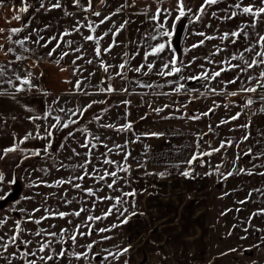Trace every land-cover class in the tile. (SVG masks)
<instances>
[{
	"label": "rangeland",
	"instance_id": "rangeland-1",
	"mask_svg": "<svg viewBox=\"0 0 264 264\" xmlns=\"http://www.w3.org/2000/svg\"><path fill=\"white\" fill-rule=\"evenodd\" d=\"M150 1L152 3V0ZM222 1L224 2V0ZM156 6L147 5L146 8H155ZM129 9L130 7L126 6L119 11H97L101 13L99 17L94 15L95 11L87 14H73L70 20L65 16L44 14L43 20L49 24H54L55 33L57 32L58 35L59 32L61 34L65 31L70 32L71 34L65 36L64 40L70 38L73 43L71 46L67 45L61 49L64 52L67 51L69 55L63 59L59 58L57 60L59 64L56 61L63 70L55 72L57 78H54L53 81H51L52 77L47 78L51 83L48 88L54 91V93L48 94L49 112L51 113L49 115V130L52 131L53 136L50 140L47 139V144L51 142V148L47 153L44 152V149H41V155L39 156L32 155L31 153L34 151H15L9 152L6 156L0 158V173L4 175L3 182H0V196L9 193L7 199H0V236H3L4 242L7 243L9 237L14 235L17 221L21 222L20 227L22 229L16 244H9L7 251L0 247V264H27L28 260H36L37 264H128L129 261L131 264H180L179 254L176 252L177 248L174 247L176 241H170L169 237L162 234L163 230L168 232L170 228L177 231L181 230L182 235L192 237L198 234L200 229L201 233L204 232L205 234L206 232V235L210 236L209 250L212 248L211 252L205 254L206 264H264V226L260 224L264 213L253 216L257 221H247L244 226L245 229H241L244 214L253 215V213H259L261 209H264V203L261 199L253 204L248 199L247 203L228 206L227 203L224 205L221 202L219 203V200L212 196L207 200L200 197L211 194L212 191L219 193L214 189L210 191L202 188L200 191L196 187H187L177 190L173 188L171 190L164 189L165 192L158 191L155 183L152 182H155L154 179L137 178L140 177L139 174L145 176V173L130 168L132 163L129 159L137 160L141 157L136 149L141 148L144 153L146 148L144 141H148L146 138L149 137L146 134L154 129L153 123L155 121L167 119L168 122L175 120L177 123L182 124L188 118L190 119L191 110L196 108L191 104V100H195L196 103L198 101L196 94H199V92L190 95L183 94V92L191 90L189 89L190 86L186 89L187 86L184 84V80L197 69H200V66L198 64L187 66L184 64L180 58L182 47L185 50L188 42L194 43V40L199 39L198 21H202V19L212 23V26L200 29H203L202 32L207 33L204 36L211 35V37H214L212 44L222 43L224 41H221L223 28H219V25L215 26V23L221 21L223 24L225 12L221 11L215 16L206 12L199 20H196L197 10L191 9L192 11L187 16L181 18L176 23L174 35L171 37V44L172 48L175 49V54L180 59L177 67H181L182 71L175 76H160L157 73L161 70L162 63L172 57L170 50L160 54L159 58L149 57V62L155 60L156 66L147 75L144 74V72H147V68L140 73L134 71L143 62V54L146 51L145 45L159 42L150 41L148 38L149 34L156 31L157 22L150 19L154 11L148 9L145 13V7H139L132 11ZM177 14L176 11H173L172 18L168 19L167 28L169 30H171L173 18ZM109 16L111 17L109 20L100 24L101 20ZM50 18H53V20L51 21ZM163 19L164 17L161 16V22H163ZM66 20L70 23V30H62L63 23ZM125 21H128V23L115 37L117 46L109 52H104V49L112 43V33ZM89 23L99 25L94 33L96 36H102L104 32H109V29H111L109 35L100 40L101 55L99 57L95 55V42L84 39L85 36L93 34L87 27ZM76 27L79 28V31H73ZM185 28L187 33L184 38L187 39V42L185 41L184 44L182 35ZM51 29L46 30L47 36L52 35L48 34L53 31ZM164 39L168 38L165 37ZM63 44L65 43L63 42ZM78 47L80 51H74ZM103 52L110 59L111 67L108 68L107 73L101 66V61H104ZM137 52H139V55H135ZM124 53H128V56L125 57ZM134 55L135 58L133 59ZM78 56L82 59H77ZM125 59L128 60V64L123 69V75L117 76L116 72L120 71L117 66ZM74 60L75 64H73ZM89 60L92 63H88ZM49 63L53 64L55 60H51ZM51 72H53L52 69L47 70V73ZM109 77H112V79H109ZM180 77H183V79H180ZM78 80L81 82L79 90L75 87ZM210 82L211 79L206 80L205 83L196 82L192 85V88L194 90L204 89L210 91L212 89ZM179 84H184L185 88L179 92L174 91ZM109 85L115 88L116 91L111 93L100 91L101 88H107ZM147 85H151V87ZM123 89H127V91L125 92ZM202 95L203 93L200 96ZM207 96H209L206 98L207 101L211 102L219 97V95L216 97L213 93H209ZM230 97L229 101L238 102L240 100L238 95H230ZM252 99L256 100V98ZM93 101L98 103H92ZM124 101H128V103L125 104ZM90 103H92V107L81 116L77 109H83ZM157 108H161L163 111H154ZM60 109H65V111L61 112ZM104 109H107V111H104ZM68 110L76 112V115L72 116ZM204 110L206 108L202 109V111ZM56 116L61 117V125H58L56 129H52L50 126L56 123ZM97 116L100 117L99 120L95 119ZM69 117L77 120L78 123L70 125L69 128H63L62 124L67 122ZM257 118L259 121L264 122V113H260ZM193 121L196 120L190 119V123ZM128 122L132 123L131 130L124 132L118 130L121 125ZM254 122L250 127L254 134H258L259 132L255 128V124L258 126V121L254 120ZM108 124H113L116 127L107 128L102 126ZM214 125L213 122L211 126ZM194 127L197 128V125H194ZM85 128L87 133L83 131ZM70 131L73 133L71 136L68 135ZM89 133L92 137H99V140H86ZM137 136L139 139H137ZM86 142L90 143L89 148L80 146ZM91 143H95L96 147L91 148ZM117 145L120 147L117 148ZM259 145L262 144L259 143ZM73 149L80 155H74ZM108 149H112V151H108ZM89 152L91 155L86 157L85 154ZM2 155L3 152H0V156ZM132 156L134 157L132 158ZM106 157L116 161L121 167H129L127 173L118 171L119 179H117L113 188L107 187V184L112 183V177H107L104 181H97L92 176H87L82 181L74 180L73 183L81 184L80 189H76L69 184H56V181L77 177L83 171L80 168L73 171L71 168L61 167V163L64 165H78L88 158L91 160V164L87 166V171L92 173L95 170L96 176L102 175L105 170L109 172L117 170V164L102 163ZM13 180H15V183L10 184L9 182ZM139 180L144 183H140ZM136 182L137 185H135ZM159 184L162 185L164 182H159ZM88 187L95 190V196H91L83 190ZM133 190L136 193L135 197H125L124 202L116 205L112 209V214L104 218V214L115 204V199L109 200L103 199V197H122L123 193ZM232 191V188L226 190L228 197H230ZM156 192L162 195L155 196ZM243 193L245 194L246 191ZM170 200L174 202L172 206L168 204ZM205 200L206 202H210V200L213 202L206 206L199 204L201 201L205 202ZM233 200L234 198L231 201ZM66 201H71V203H66ZM81 207L85 211L79 217L74 215L65 218L49 216L48 219L42 220L40 224L34 222V220H38L52 211L71 213ZM204 207L208 208L205 213ZM224 207L226 208L224 209ZM35 209H39V211H34ZM125 209L127 211H124ZM223 209L224 213L222 212ZM16 211L19 215L15 214ZM234 212H236V217L235 221H232L235 215ZM132 213H135V215H132ZM89 215L102 218L88 221L87 216ZM203 216H206L205 219ZM125 220L127 222H124ZM204 224L207 226H204ZM77 225L81 226L79 232L88 233L91 231V235H79L76 231ZM113 225H116V227H113ZM256 226L261 228L256 230ZM102 228L109 230L100 232L99 229ZM41 229H44L46 233L56 232L57 235L54 237L44 233L39 236L34 235ZM62 229H67V231L61 233ZM229 233L232 235H229ZM74 234L77 237L75 242L69 239ZM155 234L158 235L154 236ZM105 237H110V239H105ZM161 239L165 241V244L158 247L155 242ZM173 239L176 240V238ZM21 240L32 241V243L21 244ZM45 242H50V248L41 253L38 249L40 244ZM129 243L131 245L128 246ZM251 243H256L258 247L253 248ZM89 244L93 246L91 251L88 252V257L86 259L83 257L77 258L75 254L88 251L87 245ZM125 248L128 251L119 255ZM25 249L30 253L35 252L36 255H29L25 259L23 257ZM173 249L175 250L173 251ZM61 250L65 252L63 257L58 255ZM109 252L114 255H108ZM48 255H52L53 259H39L41 256L47 257ZM130 256H132L131 260H129ZM105 257L107 258L105 259ZM191 264H198V262L192 261Z\"/></svg>",
	"mask_w": 264,
	"mask_h": 264
},
{
	"label": "crops",
	"instance_id": "crops-1",
	"mask_svg": "<svg viewBox=\"0 0 264 264\" xmlns=\"http://www.w3.org/2000/svg\"><path fill=\"white\" fill-rule=\"evenodd\" d=\"M57 2L60 3V8L51 7L52 4ZM237 3L241 4V8L245 4L247 6L249 4H254L255 7L261 6V0H224V2L219 0L217 4L205 7L204 15L206 12L211 13V15L213 13L218 14L221 11L225 12L223 24L221 21L215 23V26L219 25V28H223V33L239 31L241 28L244 31L239 38L230 36L228 40L223 41L222 39V43L216 42L214 44H212L213 39H207L211 35H198L199 39L197 41L194 40V43L188 42L185 50L182 47L180 58L184 64L186 66L195 64L200 66V69H197L191 76H200L204 72H207L211 76V73L220 71L221 68H228V64L224 63L225 61L243 66L242 61L231 59L233 56H238L241 52L244 53V58L249 61L260 59L254 53H249L245 49L256 45L254 51L261 50L258 40L259 36H264V14L254 17L250 14L242 13L241 9L234 7ZM25 4L28 5V11L21 13L19 9L24 7ZM185 4L186 10L187 8L197 10L203 4V0H185ZM91 5V8H88V0H80L79 5L74 0H3L2 4H0V28L5 30L3 33H0V45L4 46L3 52H0V66H3L5 69V75L0 76V152L19 144L24 135L29 132L33 134V137L23 144H19V148L23 149V151L19 149L17 151H36L44 149L47 145V139L36 138L37 134L43 136L49 131L50 104L48 94L54 93V91L48 88L51 83L47 78L52 77L51 81H53L54 78H57L55 72L62 70L56 61L59 60L61 53L64 52L61 49L65 48L67 44L61 42L60 48L52 56L47 55L55 47L57 41H53L47 47H42L41 45L45 44L48 38L52 36H56L57 40H59L61 32L57 35L54 24L51 22L49 24L43 20L45 13L50 14L49 16H65L70 20L73 14H87L92 11H119L123 10L126 6L130 7L129 10L131 11L139 7H145L146 9L147 5L175 9L177 7V0H165L163 5H158L156 0H152V3L150 0L148 2L147 0H103V3L101 0H91ZM157 6L148 9L155 11ZM233 11L237 12V15L226 18L230 17ZM16 15H19L21 19H13ZM50 20L52 21L53 18H50ZM211 24L205 19H202V21L199 20L198 33L207 35L206 32H202L203 29H200L206 26H212ZM15 27L22 28L23 30L13 35L10 29ZM50 28L53 31L48 34L52 35L47 36L46 30ZM63 29H71L69 21L66 20L63 23ZM186 33L185 28L182 35L184 44L187 40L184 38ZM213 34L215 35V33ZM9 35H12L11 41L8 40ZM39 36H43L45 39L37 44L35 41L39 39ZM25 37H30V39L26 40L23 47L13 43V41L24 39ZM201 40L204 41L203 44H200L196 48L192 47L193 44H199ZM64 41L71 40L70 38H66ZM10 46L15 51L8 53L7 49ZM217 49H220V51L217 52ZM17 56H21L22 59L17 60ZM51 60H55V63H49ZM51 69L53 72L47 73V70ZM262 70H264V65L248 69L245 73H241L239 69L235 68L222 71L219 77L210 82L212 89H215L216 93L204 89L194 90L192 88L193 86H190L189 89L191 90H187L183 94L190 95L199 92V94H196L198 100L196 103L195 100L192 101L190 99L191 104L194 105V108L196 107V110H191L190 117L200 115L201 118L192 119L196 120L192 123H190L191 118H188L182 124L177 123L175 120L168 122L167 119L155 121L153 123L154 129L150 133H160L161 135H149L146 138L148 141H144L146 147L144 153L141 148L136 149L137 153L141 154V157L137 158L138 161L129 159L132 163L130 168L134 169V171L139 170L141 171L140 173H145V176L139 174L140 177H137L139 175L135 173L137 174L135 177L140 179L143 177L145 179H154L155 182L151 181L155 183L157 189L171 190L173 188L177 190L187 187H196L200 191L202 188L205 190L209 189L210 191L214 189L219 193L212 191L211 194L200 197L206 200L210 196L215 197L223 205L227 203L228 206H237L247 203L248 199L252 201V204L258 202L260 199L264 203V122L259 121L257 118L260 113H264V111H261L264 108V101L260 99L261 96H264V89H258L255 93L241 91L242 87H253L258 82L264 83V80L259 77V73ZM28 71L33 74L34 87L31 89L25 87L24 91H16V88L20 85V81L15 78L16 74L23 77ZM237 75L240 78L236 80V83H227ZM250 76L253 79H249ZM9 80H12V83H9ZM188 80L190 79L187 78L184 80L185 85ZM57 82L59 83L60 81ZM199 82L205 83L206 79L202 78ZM186 89H188V86ZM231 92L238 93L240 97L238 102H234L233 100L229 101L231 99ZM202 93L203 95L200 96ZM209 93L215 94L216 97L219 95V97L214 102L207 101L206 98L209 97L207 96ZM249 98H256V100L252 99L253 103L248 105L247 100ZM204 108L209 113L207 116L201 115L207 112L206 110L202 111ZM209 109H214V111L209 112ZM237 113H240L239 118L232 120L231 117ZM254 120H257V124L260 126L258 127L255 124L256 130L259 132L258 134H254L250 127L251 124L255 123ZM221 121L228 122L222 124ZM213 122L215 125L211 126ZM194 125H197V128ZM244 125H247V127H244ZM221 142L230 143H227L221 149L222 151L212 152L211 155H202L205 152H211L212 149L219 147ZM259 143L262 145L260 146ZM193 155H197L198 158L189 165L187 161ZM186 171H190L191 175L184 176L183 173ZM229 172H232V175H228ZM159 173H164V175L161 176ZM139 182L144 183L141 180ZM159 182H164V184L161 185ZM135 185H137V182ZM231 188L233 191L230 197H228L226 190H230ZM244 191H246L245 194L243 193ZM157 195L162 194L157 193L155 196ZM232 198H234L233 201H231ZM206 200L205 202L201 201L199 204L206 206L210 202H213L212 200L206 202ZM168 204L172 206L174 204L173 200H170ZM224 209L222 211L223 213ZM203 210L205 213V210L208 211V208L204 207ZM234 214L232 221H235L236 212ZM253 216L249 215V213L242 216L241 224L243 227L241 229H245L244 226L247 221H257ZM203 217L205 219L206 216ZM263 219L264 215H262L261 226H264ZM204 226L207 225L204 224ZM204 226L203 229L205 230ZM260 228L258 226L255 227L256 230ZM169 230L168 232L163 230L162 234L163 236L169 237L170 241H176L174 247L177 248L176 252L179 254L180 264H191L192 261H197L198 264H206L205 254L212 250V248L209 250L210 236L206 235V232L205 234L204 232L201 233L200 229L198 234L192 237L182 235L179 229V231L171 228ZM157 235L155 234L154 236ZM229 235L232 234L229 233ZM173 238H176V240ZM178 238L180 239L178 240ZM130 243L128 246L131 245ZM155 243L158 247H161L165 244V241L161 239ZM251 245L253 248L257 246L256 243H251ZM131 259L132 256L129 257V260ZM128 264H131L130 261Z\"/></svg>",
	"mask_w": 264,
	"mask_h": 264
},
{
	"label": "snow or ice",
	"instance_id": "snow-or-ice-1",
	"mask_svg": "<svg viewBox=\"0 0 264 264\" xmlns=\"http://www.w3.org/2000/svg\"><path fill=\"white\" fill-rule=\"evenodd\" d=\"M2 2H3V0H0V4H2ZM74 2L77 5H79L80 0H74ZM101 2L103 3V0H101ZM156 2H157L158 5H163L165 3V0H156ZM218 2H219V0H203V4H201L199 6V8L197 9V14H195V19L199 20L201 18V16L205 12V7L206 6H211V5L217 4ZM41 6H43V5H41ZM91 6H92L91 5V0H88V8H91ZM51 7L60 8L61 5H60L59 2H57L55 4H52ZM234 7L237 8V9H241L242 13L250 14V15H252L254 17H258L261 14H264V0H261V6L260 7H255L254 4H249L248 6H244V7L241 8V4L240 3L235 4ZM147 10H148L147 8L144 10L145 13L147 12ZM19 11L21 13L27 12L28 11V5L25 4V6L21 7L19 9ZM173 11H176L178 14L173 18V24H172L171 30H169L167 28V21H168L169 18H172V12ZM191 11H192L191 8H187V10H186L185 0H177V7L175 9L163 8V7H159V6L155 9V11H154L153 15L150 17V19L152 21H156L157 22L156 31L154 33H152V34H149L148 38H149L150 41H159V42H157L155 44L149 43V44L145 45L146 51L143 54V62L140 63L134 69L135 72H137V73L144 72V69L147 68V72H144V74L147 75L156 66L155 65V60L149 62V57L159 58L160 54L164 53L166 50H170L172 52V57L170 59H168V60H165L162 63L161 70L157 73V75H160V76H175V75L181 73L182 68L181 67H177V64L180 63V59H179V56H177L175 54V49L172 48L171 37L174 35L175 28H176V23L179 22L181 20V18L187 16L188 13H190ZM94 15L99 17L101 15V13L100 12H95ZM212 15L215 16L216 13H213ZM236 15H237V12L233 11L230 14V17H226V18L235 17ZM161 16L164 17L163 22H161ZM110 18H111L110 16L109 17H105L104 20L100 21V24H103L106 20H109ZM13 19L20 20L21 17L19 15H16V16L13 17ZM127 23H128V21H125L123 24H121L119 26V28L116 29V31L114 33H112V35H113L112 43L107 48L104 49V52H109V51L112 50V48L117 46V41H116L115 37L119 35L120 31L124 29V27H125V25ZM98 26L99 25H93L92 23H89L87 25V27L91 30V33H93V34H90V35L84 37V39L86 41H94L95 42L96 47H95L94 51H95V55L97 57H99L101 55L100 40H102L105 36H108L109 32H111V29H109V32H104L102 36H96V35H94V33L96 32V28ZM22 30H23L22 28L15 27V28H11L10 32H11V34L15 35V34L20 33ZM4 31L5 30L3 28H0V33H3ZM73 31H79V28L76 27V28L73 29ZM243 31H244L243 28H241L239 31H233L231 33L225 32V33H223L222 39L223 40H228L230 36L239 38ZM70 34L71 33L68 32V31L63 32L60 35L59 40H57L56 36H52V37L48 38L46 43L41 45V46L42 47H47L48 44H51L53 41H57V43L55 44V47H53L51 49V51H49L47 53L48 56H52L53 53H55L56 50L58 48H60L61 42H64L67 45L71 46V44L73 43L72 41H64V37L68 36ZM198 35L203 36L204 33H198ZM245 35H246V33H245ZM165 37H167L168 39H164ZM29 39H30V37H25L24 39H17L15 41H13V43L14 44H18L21 47H23L25 42H26V40H29ZM44 39L45 38L43 36H39V39L37 41H35V43L39 44V42L41 40H44ZM207 39H214V37H207ZM8 40H10V41L12 40V35L8 36ZM203 42L204 41L201 40L199 42V44H193L192 47L196 48L200 44H203ZM233 42H235V41H233ZM258 43L260 45V49H261L260 51H254L256 45H252L251 47L246 48L245 51H247L249 53H254L255 56L260 58L259 60L253 59V60L249 61V60L244 58V53L241 52L238 56H233L231 59L232 60H240V61H242L243 62V66H241L240 64H231L230 61H225L224 63L228 64V68H226V69L225 68H221L220 71H215V72L211 73V76H209V74L207 72H204L200 76H190V77H188V79H190V80H200V79L203 78V79H206V80L207 79L215 80L217 77H219L221 75L222 71H227V70H231V69L235 68V69H239V71L241 73H245V72H247L248 69L264 65V36H259ZM3 50H4V46L0 45V52H3ZM25 50L27 51V49H25ZM14 51H15V49L13 47H11V46L7 49L8 53H11V52H14ZM74 51L79 52L80 48L78 47ZM219 51H220V49H217V52H219ZM5 55H7V53H5ZM68 55H69V53L67 51L62 52L61 55H60V59H63L65 56H68ZM135 55H139V52H137ZM135 55L132 57L133 59L135 58ZM124 56L127 57L128 53H124ZM16 59L20 60V59H22V57L21 56H17ZM77 59H82V57L78 56ZM57 63H59V61H57ZM88 63H92V61L89 60ZM73 64H75V60L73 61ZM127 64H128V60L125 59L122 63H120L117 66L120 69V71L116 72L117 76H122L123 75V69L126 67ZM101 66L103 67V69H104V71L106 73L108 71V68L111 67L110 64L105 63L104 61H101ZM201 67H203V66H201ZM4 75H5V69H4L3 66H0V76H4ZM259 77L262 78V80H264V70L260 71ZM15 78H16V80L20 81V85H19V87L16 88V91H24L25 87H27L28 89H31L32 87H34V85H33V74L30 71L26 72V74L23 77H21L19 74H16ZM239 78H240L239 75H237L234 79L228 81L227 83H233L234 84V83H236V80H238ZM109 79H112V77H109ZM180 79H183V77H180ZM249 79H253V77L250 76ZM8 82L12 83V80H9ZM80 83L81 82L79 80L76 82L75 87H76L77 90L80 89ZM147 86L151 87V85H147ZM183 88H185V85L184 84H179V86L176 87L174 89V91L179 92ZM258 89H264V83L258 82L253 87H242L241 91L255 93V92H257ZM100 91L101 92L111 93V92L116 91V89L113 88L111 85H109L107 88H101ZM123 91L126 92L127 89H123ZM222 91H224V90H222ZM211 92L216 93V90L215 89H211ZM85 94H87V93H85ZM230 95L231 96H237L238 93L237 92H231ZM260 99L262 101H264V96H261ZM92 103H98V102L97 101H93ZM92 103L88 104L83 109H77V111L80 113L81 116H83L84 112H86L89 108L92 107ZM124 103L127 104L128 101H124ZM252 103H253V100L251 98H249L247 100V104L251 105ZM165 107H167V106H165ZM59 111L64 112L65 109H60ZM68 111L71 113L72 116L76 115V112H72V110H68ZM104 111H107V109H104ZM154 111L160 112V111H163V109L157 108V109H154ZM212 111H214V109H209V112H212ZM261 111H264V108H262ZM208 114H209L208 112H205V113H202L201 115L207 116ZM49 115H51L50 112H49ZM239 115H240V113H237L235 116H232L231 119L232 120H236V119L239 118ZM45 118H47V117H45ZM190 118L191 119H200L201 116L200 115H195V116H192ZM33 119H35V118H33ZM95 119L99 120L100 117L97 116V117H95ZM55 120H56V123L50 126L52 129H56L58 125H61V117L60 116H56ZM227 122L228 121H221L222 124L223 123H227ZM77 123H78L77 120L71 119V117H69L67 122L62 124V127L63 128H69L70 125L77 124ZM102 126L103 127H107V128H115L116 127L113 124L102 125ZM244 127H247V125H244ZM131 129H132V123L128 122V123H126L124 125H121L118 130L121 131V132H124V131H128V130H131ZM83 131L87 133V129L86 128L83 129ZM68 135L71 136V135H73V133L70 131L68 133ZM146 135L158 136V135H161V134L160 133H149V134H146ZM52 136H53V133H52L51 130H49L43 136L37 134L36 138L49 139L50 140ZM32 137H33V134L31 132L27 133L20 140L19 144H23L25 141L31 139ZM90 139L99 140V137H92L91 134L89 133L88 136L86 137V140H90ZM137 139H139L138 136H137ZM245 139H247V137H245ZM227 143H230V142H221L219 147L212 149L211 152H205L202 155H211L212 152H219L222 148H224L226 146ZM19 144H16V145H14L12 147L4 149L3 150V155L0 156V158H3V156H6L9 152L17 151L18 149L23 151V149L19 148ZM80 146L81 147H85V148H89L90 143L86 142V143H84V144H82ZM95 147H96V144L95 143H91V148H95ZM105 147H107V146L105 145ZM116 147L119 148L120 146L117 145ZM50 148H51V142H49L46 145V147L44 148V152L47 153ZM108 151H112V149H108ZM31 154L39 156V155H41V152H40V150H36V151L32 152ZM73 154L77 155V156L80 155L79 153H77L75 151V149H73ZM85 155H86V157H88V156L91 155V153L89 152V153H86ZM197 158H198L197 155H193L191 157V159L187 161V163L189 165H191L193 162H195L197 160ZM69 159H71V157H69ZM125 159H127V157H125ZM102 163L103 164H117L116 161L108 159L107 157L105 159H103ZM89 164H91V160L88 159V158H86L82 163H80L78 165H64L63 163H61V165H60L61 167H68V168H71L73 171H75L76 168H80L83 171H82V174L77 176V177H70L67 180H59V181H56V184H58V185L69 184V185H72L76 189H80L81 188V184L73 183L74 180L82 181V180L85 179V177L92 176L97 181H104V180H106L107 177H112V183L107 184V187L111 189L116 184L117 179H119L118 171H124L125 173H127L129 171V167L128 166L121 167L119 164H117V170H114V171H111V172L105 170L102 175L96 176V171L95 170L92 173H89L87 171V166ZM241 171H243V169H241ZM159 175L163 176L164 173H159ZM183 175L186 176V177L190 176L191 172L190 171H186V172L183 173ZM228 175H232V172H229ZM3 180H4V175L2 173H0V182H3ZM9 183L10 184L15 183V180L10 181ZM41 183H43V182H41ZM83 190L87 194H89L91 196H95V190L92 187H88V188H85ZM8 195H9V193H5L4 196H0V199H7ZM135 195H136L135 190H133L131 192L123 193L122 197H115V198H113L111 196L103 197V199H109V200L115 199V204H113L108 209V211L104 214V218H106L108 215H111L112 214V209L115 208L116 205L122 204L124 202V198L125 197H135ZM66 203L70 204L71 201H66ZM34 211H39V209H35ZM84 211H85V209L83 207H81L79 210L71 212V213H69V212L52 211L48 215H46L44 217H41L38 220H34V222L36 224H40L42 220L48 219L49 216H52V217L58 216L60 218H65V217H67L69 215H74L76 217H79L81 215V213L84 212ZM124 211H127V209H125ZM261 213H264V209H261L259 213H253V215L255 216V215H258V214H261ZM121 215H123V213H121ZM132 215H135V213H132ZM101 218L102 217H100V216H92V215L87 216V220L88 221L99 220ZM30 219H31V217H30ZM124 222H127V221L125 220ZM20 223H21L20 221L16 222L14 235L9 237L7 243L4 242V237L0 236V247L4 248L5 251H7L9 244H16L17 239L19 237V234L22 231V229L20 227ZM69 223H71V221H69ZM80 227H81L80 225L76 226V231H77V233L79 235H81V236H83L85 234L91 235V231H89L88 233L79 232V228ZM113 227H116V225H113ZM108 230L109 229H103V228L99 229L100 232H104V231H108ZM65 231H67V229H62L61 233L65 232ZM42 233H44L45 235L53 236V237L57 235L56 232L46 233L44 229H41L39 232L34 233V235L39 236ZM76 238L77 237H76L75 234L71 235L69 237V239L72 240L73 242L76 241ZM105 239H110V237H105ZM20 243L27 245V244H31L32 241L21 240ZM92 246H93L92 244L87 245L88 251H85V252H82V253H76L75 255L77 256V258L83 257V258L86 259L88 257V252L91 251V249H92ZM254 247H258V246H254ZM49 248H50V242H45V243L40 244V247H39L38 251L43 253L45 251V249H49ZM127 251H128V249L125 248V249H123V251L121 253H119V255H122L123 252H127ZM13 255H15V254L13 253ZM29 255L35 256L36 253L35 252H31L30 253V252L27 251V249H25V251L23 252V257L26 259ZM58 255L63 257L65 255V252L63 250H61L58 253ZM108 255H114V254L109 252ZM106 258L107 257H105V259ZM39 259L40 260H45V259L46 260H52L53 256L52 255H48L47 257L41 256V257H39ZM27 264H37V262H36V260H28Z\"/></svg>",
	"mask_w": 264,
	"mask_h": 264
},
{
	"label": "water",
	"instance_id": "water-1",
	"mask_svg": "<svg viewBox=\"0 0 264 264\" xmlns=\"http://www.w3.org/2000/svg\"><path fill=\"white\" fill-rule=\"evenodd\" d=\"M102 56H103V59H104V62L105 63H108V64H110V59H109V56L106 54V53H102ZM199 80H188L187 82H186V85L187 86H192V85H194L196 82H198ZM99 146H101V144H99ZM15 214L16 215H19V213L16 211L15 212Z\"/></svg>",
	"mask_w": 264,
	"mask_h": 264
},
{
	"label": "trees",
	"instance_id": "trees-1",
	"mask_svg": "<svg viewBox=\"0 0 264 264\" xmlns=\"http://www.w3.org/2000/svg\"><path fill=\"white\" fill-rule=\"evenodd\" d=\"M157 190H158V191H161V190L164 191V189H162V188H160V189L158 188ZM164 192H165V191H164Z\"/></svg>",
	"mask_w": 264,
	"mask_h": 264
}]
</instances>
